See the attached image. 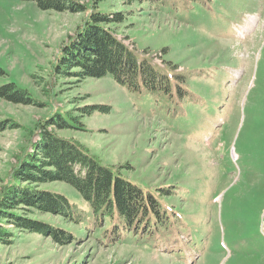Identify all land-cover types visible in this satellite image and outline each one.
I'll return each mask as SVG.
<instances>
[{
    "label": "rangeland",
    "instance_id": "rangeland-1",
    "mask_svg": "<svg viewBox=\"0 0 264 264\" xmlns=\"http://www.w3.org/2000/svg\"><path fill=\"white\" fill-rule=\"evenodd\" d=\"M63 1L84 11L0 0V88L33 101L0 99V212L11 190L46 191L81 212L82 225L21 206L10 213L36 226L0 219V264H264V0H167L176 4L167 10L145 0ZM93 11L121 17L95 27L168 79L165 95L151 91L162 81L138 77L136 96L110 74H57L63 56L79 60L91 45ZM89 106L97 107L81 117ZM49 120L62 126L45 132L158 199L157 214L112 233L113 213L94 220L95 229L72 184L18 180Z\"/></svg>",
    "mask_w": 264,
    "mask_h": 264
},
{
    "label": "trees",
    "instance_id": "trees-1",
    "mask_svg": "<svg viewBox=\"0 0 264 264\" xmlns=\"http://www.w3.org/2000/svg\"><path fill=\"white\" fill-rule=\"evenodd\" d=\"M23 1H32L42 10L57 5L55 9L58 10L66 9L72 13L84 11L82 5L72 6L63 0ZM92 1L94 3L96 0ZM103 1L109 0H97V2ZM111 1L124 2L126 0ZM136 1L137 0H134V2ZM145 1L151 3L155 7L163 8L166 6L165 9L175 6L169 3L170 0L169 2L167 0ZM92 20L93 27L96 30H92L91 34L90 31L88 33L91 37V45H89L86 50L80 49L85 51V55L79 60L68 56H66L67 58L65 57V59L63 56L62 59L57 62V74L64 77H68L67 75L72 74L76 77L79 76L78 78L88 77L93 79H99L106 74H110L118 83L129 88L133 94H136L140 87L138 77L141 78V83L144 82V84L147 82L158 83V81H162L157 88H150L152 92L158 90L165 95L166 92L170 90L168 79H162L156 76L155 73H152L154 70L149 69L148 64L143 61L137 62L123 44H117L109 32L102 28L95 27L104 24L108 25L112 22H120V16L112 18L109 17L108 14L101 15L93 11ZM89 39L90 38H88V41ZM72 69L78 71L71 73ZM139 91L136 96L140 94ZM180 98L183 99V96L180 95ZM0 99L15 104H33V101L21 95L20 92L16 91L14 86L9 84L0 88ZM96 107L97 106H89L87 108L78 109V112L81 117H84L86 115H91ZM182 117L184 116H181L176 122L180 123L179 120H181ZM69 122L72 124L71 128H79L75 120H70ZM56 125L57 127L62 126L59 123L51 122V120L47 121L43 126L41 125L42 128L40 126L45 134L43 138L44 145L40 147L42 150L40 149V151H38V155L33 161L32 166L28 165L21 168L17 173L18 180L28 183L31 186H39L56 181L72 184V187L82 196V199L90 209L91 216L87 217L88 222L86 224L92 223L95 229H98V227L95 225L94 220L100 217L102 218V216H109L113 213L117 221L111 224L110 232L112 233L119 228L128 231L132 225L139 222L142 218H145L147 213L148 216L157 214L159 204L156 201L158 199L155 200L145 196L144 192L136 188L133 183L115 178L114 174L108 171L106 167L96 166L92 160L89 159V156L86 155V152L83 151L81 146L71 145L67 141L57 139L55 135L45 132L47 127ZM6 196L5 200L7 205L2 208L3 211L0 212V219H10V222L14 224L17 229L32 230V228H34L32 225L36 226L27 218L17 217L10 213L21 206L24 208L25 212L34 210L43 214L48 213V210H54L62 213L64 212L67 217L73 218L77 224L82 221L81 212L74 210L73 205H69L64 197L53 195L50 192H39L33 189L24 192L16 189L9 191ZM75 212L78 214V216H76L77 220L74 218ZM152 221L157 225V220ZM148 226L149 223L143 227V231H146V229L149 228ZM84 228H86V226ZM0 232V242H3L5 234L1 229ZM56 234L57 235L54 234L55 238H58L61 242H67L68 237L60 235L58 232H56ZM123 235L124 234H122V236Z\"/></svg>",
    "mask_w": 264,
    "mask_h": 264
}]
</instances>
